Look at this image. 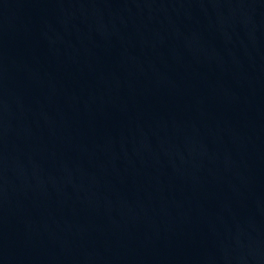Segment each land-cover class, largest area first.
Listing matches in <instances>:
<instances>
[{"label": "water", "instance_id": "obj_1", "mask_svg": "<svg viewBox=\"0 0 264 264\" xmlns=\"http://www.w3.org/2000/svg\"><path fill=\"white\" fill-rule=\"evenodd\" d=\"M0 264H264V0H0Z\"/></svg>", "mask_w": 264, "mask_h": 264}]
</instances>
